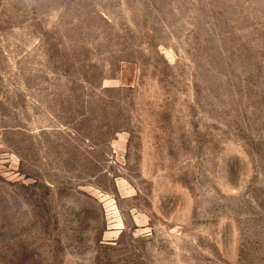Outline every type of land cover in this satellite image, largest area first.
<instances>
[{
  "label": "rangeland",
  "instance_id": "374dc122",
  "mask_svg": "<svg viewBox=\"0 0 264 264\" xmlns=\"http://www.w3.org/2000/svg\"><path fill=\"white\" fill-rule=\"evenodd\" d=\"M0 264H264V0H0Z\"/></svg>",
  "mask_w": 264,
  "mask_h": 264
}]
</instances>
